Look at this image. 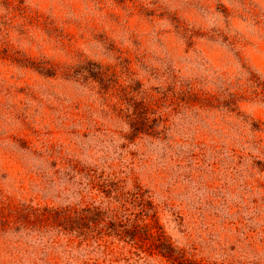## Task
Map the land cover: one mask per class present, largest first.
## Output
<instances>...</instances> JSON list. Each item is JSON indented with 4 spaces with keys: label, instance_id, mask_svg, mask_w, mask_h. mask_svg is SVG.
Instances as JSON below:
<instances>
[{
    "label": "rangeland",
    "instance_id": "obj_1",
    "mask_svg": "<svg viewBox=\"0 0 264 264\" xmlns=\"http://www.w3.org/2000/svg\"><path fill=\"white\" fill-rule=\"evenodd\" d=\"M90 206L89 241L51 218ZM162 238L264 264V0H0V264H180Z\"/></svg>",
    "mask_w": 264,
    "mask_h": 264
},
{
    "label": "trees",
    "instance_id": "obj_2",
    "mask_svg": "<svg viewBox=\"0 0 264 264\" xmlns=\"http://www.w3.org/2000/svg\"><path fill=\"white\" fill-rule=\"evenodd\" d=\"M95 70L98 75L101 74L100 66L95 67ZM102 77L104 79V76ZM134 103L135 101L133 100L132 104L134 105ZM143 103L144 102L138 103L135 106L138 108L148 110V108H146L147 106L144 107L146 104L143 105ZM134 121H135V124L133 126H135L136 130L140 129L141 126L145 127L144 125H147V123L149 122L147 115H144V114L142 118L141 116L135 117ZM136 196L137 194H135L134 197ZM148 205L150 204L148 203ZM70 210L71 209H65L63 213H61V211L54 210L51 218H54L53 220L57 222L62 220L60 222L61 223L60 225L62 226L63 229L67 230L66 233L77 236L82 241H89L91 239V231L98 229L99 225L105 222L104 219L110 217L108 213L107 215H105L106 213L105 211H102L99 207H95V206H90V207L79 209V210H73L72 212ZM144 211L145 210H142V212ZM146 214H147V211H145L144 213H141V215H146ZM112 219L114 223L122 224L123 226H125V229H137V227L141 225L138 222H134L131 228H129L128 226L129 224L124 222L123 219H119V217L116 214H112ZM159 241L161 242L160 244L161 246H158V249L160 253H162L163 255L166 254V252L163 250L162 245L164 246L167 245L166 248L169 250V252L167 253V256H169L173 261L179 262V259L185 257L183 254L181 255L179 252H177L176 248L172 246L167 241V239L163 240L162 238V240H159ZM183 261L179 263L185 264ZM190 264H197V263H190Z\"/></svg>",
    "mask_w": 264,
    "mask_h": 264
}]
</instances>
